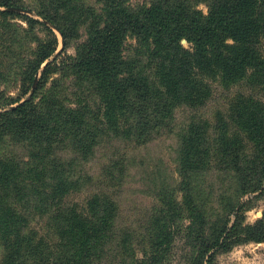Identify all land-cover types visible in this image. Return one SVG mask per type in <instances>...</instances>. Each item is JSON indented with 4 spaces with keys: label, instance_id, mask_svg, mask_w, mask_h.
Masks as SVG:
<instances>
[{
    "label": "trees",
    "instance_id": "obj_1",
    "mask_svg": "<svg viewBox=\"0 0 264 264\" xmlns=\"http://www.w3.org/2000/svg\"><path fill=\"white\" fill-rule=\"evenodd\" d=\"M7 1L0 6L15 3ZM97 1L100 9L93 19L91 10L72 0H48L41 5L44 11L37 14L59 29L65 44L82 17L90 19L88 35L79 43L75 57L63 56L46 65L33 96L13 108L7 107L27 94L43 62L56 51L58 39L42 21L25 17L29 23L25 27L11 23V13L0 10V84L10 76L20 89L16 97L0 92V264H19L24 259L32 264H92L102 246L109 242L117 246V240L110 239L117 215L115 171L125 172L122 159H110L98 175L104 178L101 185L109 184L113 190L104 193L97 188L78 206L71 197L82 180L99 182L85 173L74 177L70 168L77 157L67 160L60 151L68 147L76 154L88 153L101 135L144 145L170 125L174 107L185 106L195 114L206 106L215 83L225 89L236 87L228 105L230 121L252 141L250 158L241 157L240 142L225 138L227 121L221 120L217 132L208 126L214 136L205 131L203 137L207 123L191 117L182 135L177 169L181 179L172 188L178 187L181 197L169 195L166 200V192L159 189V207L146 226L147 250L153 253L143 261L120 264H157L169 218L175 214H186L195 222L186 226L193 252L185 254V264H211L220 248L263 241L264 214L251 224L229 225L230 215L237 213L242 201L230 203L225 217L210 226L205 200L193 184L202 170L229 167L236 171L235 184L241 193L264 189V0H150L138 7L129 6L127 0ZM197 2L207 5L206 13L197 8ZM35 25L43 28V37H34ZM128 35L145 44L150 77L124 58ZM56 69H68L76 79L92 84L102 107L104 132L87 120L81 110H88L84 105L80 109L65 103L56 80L47 85ZM16 146L27 154H16ZM118 152L114 148L113 154ZM206 155L209 160L203 159ZM36 215L47 218L58 241L57 262L51 261L53 250L43 236L28 231Z\"/></svg>",
    "mask_w": 264,
    "mask_h": 264
},
{
    "label": "rangeland",
    "instance_id": "obj_2",
    "mask_svg": "<svg viewBox=\"0 0 264 264\" xmlns=\"http://www.w3.org/2000/svg\"><path fill=\"white\" fill-rule=\"evenodd\" d=\"M47 1L8 0L7 2L9 3H15L10 6H0V10L11 13L9 15L11 23L28 27L29 23L25 17L38 19L49 26L58 39L56 51L43 62L27 94L7 108L16 107L33 96L42 70L46 65L63 56H66L67 59L75 57L79 43L86 39L88 35L87 22L90 19L96 18L100 6L97 0H72V3L82 5V9L91 10L95 14V17L89 20L88 18L84 19V17L80 18L82 23L78 25L76 32L68 35L65 44V39L62 37L59 29L53 23L37 14L38 11H44L41 5L47 3ZM149 1L127 0V3L131 7H138L142 4H147ZM0 2H5V0H0ZM197 3V8L206 13L207 5L204 2ZM32 33L35 35L34 37L44 36V30L40 25H35ZM34 37L32 39L36 41ZM181 43L186 47L189 46L185 39H182ZM144 47L145 44L141 40L135 36L128 35L124 41L122 53L130 66L150 77L152 72L146 63L147 61H145ZM54 72H52V77L49 79L47 85L52 84L51 82L56 80L57 88L65 99V103L77 108H80L79 105H84L88 110L80 109L85 112L87 120L91 124L97 123V126L102 128L104 132L106 127L104 125L102 107L92 84L86 80L76 79L68 69H56ZM53 88L56 89L55 86ZM235 88L234 86L231 89H225L217 83L213 84L211 99L206 106L197 109L195 114L185 106L174 107L170 125L161 134L152 138L144 145L129 144L131 142H127V144L123 138H106L104 135H101L98 145L88 153L76 154L68 147L60 151L64 157H67V160H73L74 157H77L74 159L75 165L70 168L74 177L85 173L99 182L98 184H94L90 179L82 180L79 190L74 192L71 197L78 206L83 205V201L88 193L97 188L104 193L113 190V187H110L109 184L101 185L104 178L102 177L101 179L98 175L104 173L103 166L110 159L117 162L122 159L121 164L125 172L119 174L118 171H115L116 177L119 179V184L114 192L115 196H113L116 203L117 215L113 220L112 232L114 234L112 239H110L111 241L116 239L117 246H113L111 242L107 244V247L102 246L92 264H120L121 261L131 259H135L134 261L138 262L143 261L146 256L153 253L151 252L152 249L147 250L149 238H146V226L148 221L152 220L151 213H154L159 207L158 191L160 188L166 192V200L169 199V195H174L178 199L181 197L182 191L178 190V187L172 191V188L181 179L177 169L181 155L182 135L191 117H199L201 118L199 120L207 123L202 132L203 137H205V131L207 136H214V131L212 129L208 130V126L214 127L217 132V127L221 120L227 121L225 138L236 139L240 142L242 144L239 151L241 157L243 159L250 158L252 154V141L244 129H239L235 123L230 121L228 105ZM1 91L9 94L11 97L20 95V89L16 86L14 78L10 76L3 82L1 81ZM87 135L91 138V133H87ZM114 148H118L119 151L116 155L113 154ZM13 149L18 155L23 156L27 154L26 149L20 146L13 147ZM209 158L207 155L203 157L205 160H209ZM226 158L230 159L231 157L226 156ZM194 180L197 183L193 184V190L196 191V194L200 198L205 200L204 211L206 220L210 226H213L219 218L225 217L228 205L235 201H242L243 204L236 214L230 215L231 220L229 225L232 223L251 224L263 216L264 189L258 188L241 193L235 184L236 171L232 170V168L227 167L222 169L212 167L205 169L199 172ZM169 219L167 232L164 235V238L167 239L166 244L163 248L164 251L158 257L157 264H185V254L188 251H190L189 254L193 252V242L188 239V229H186V226L192 225L195 222L192 221L191 216H187L186 214L185 216L175 214ZM46 222L47 218L45 216L36 215L30 219L28 231L43 236L46 244H49V248L53 250L50 256L51 261L57 262L55 260L57 253L55 243L58 241L52 236L51 227ZM150 228L153 229L154 227L150 225ZM208 231L210 235L211 230ZM121 239L125 240L124 245L119 246ZM49 248H46L48 252ZM1 251L0 249V258ZM66 253L69 254V252ZM19 264L32 263L29 259H24ZM211 264H264V240L260 242H238L226 249L220 248L214 253Z\"/></svg>",
    "mask_w": 264,
    "mask_h": 264
}]
</instances>
